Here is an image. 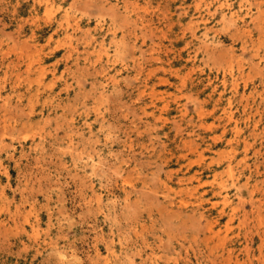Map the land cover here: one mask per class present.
<instances>
[{
    "label": "rangeland",
    "instance_id": "1",
    "mask_svg": "<svg viewBox=\"0 0 264 264\" xmlns=\"http://www.w3.org/2000/svg\"><path fill=\"white\" fill-rule=\"evenodd\" d=\"M238 4L0 0V264H264V0Z\"/></svg>",
    "mask_w": 264,
    "mask_h": 264
},
{
    "label": "bare ground",
    "instance_id": "2",
    "mask_svg": "<svg viewBox=\"0 0 264 264\" xmlns=\"http://www.w3.org/2000/svg\"><path fill=\"white\" fill-rule=\"evenodd\" d=\"M246 2H247V0H239V4L238 5H236L237 7H238V9L239 10H243V12H244V15L245 16H249V20L252 22L253 20H256L257 19V17L260 15V14H262L263 13V7H262V4H263V0H260V3L258 2V6H259V12L257 11V16L256 17H253L252 18V16L251 15H249V10H248V8H246V7H244V5L246 4ZM245 3V4H244ZM257 6V5H256ZM232 15H233V13H232ZM234 16V15H233ZM232 18V17H231ZM237 29H235V31H234V35H235V37L236 36H240L239 35V33H237ZM243 34L245 33V32H242ZM223 113H224V115H225V117L227 116V120H228V122L229 121H231L232 120V112H230V110L229 111H225V109L223 110ZM203 114V113H202ZM226 120V121H227ZM225 121V122H226ZM264 129V128H263ZM244 148H246V147H244ZM232 153H233V151H232ZM222 185V184H221ZM223 186V185H222ZM224 187V186H223ZM223 187H219L221 190L223 189ZM220 194H221V192H220ZM228 198V197H227ZM227 198H226V195L225 196H223L221 199H222V203L223 204H225L226 202H227ZM251 204H253V203H251ZM253 208V207H252ZM232 211V210H231ZM35 219V218H34ZM245 251V250H244Z\"/></svg>",
    "mask_w": 264,
    "mask_h": 264
}]
</instances>
